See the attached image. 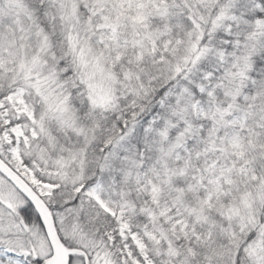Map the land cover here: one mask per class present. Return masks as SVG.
I'll return each mask as SVG.
<instances>
[{"label":"snow or ice","instance_id":"obj_1","mask_svg":"<svg viewBox=\"0 0 264 264\" xmlns=\"http://www.w3.org/2000/svg\"><path fill=\"white\" fill-rule=\"evenodd\" d=\"M0 264H264V0H0Z\"/></svg>","mask_w":264,"mask_h":264}]
</instances>
